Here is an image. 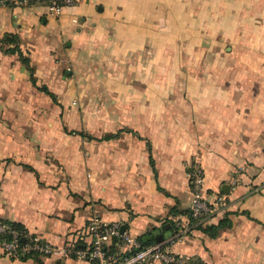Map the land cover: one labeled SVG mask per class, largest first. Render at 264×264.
<instances>
[{"label": "crops", "instance_id": "crops-1", "mask_svg": "<svg viewBox=\"0 0 264 264\" xmlns=\"http://www.w3.org/2000/svg\"><path fill=\"white\" fill-rule=\"evenodd\" d=\"M5 33L19 35L38 86L60 106L79 90L72 68L98 46L136 65L137 80L153 82L137 91L147 116L136 131L123 127L105 133L125 129L107 140L77 134L91 144L127 140L101 157L90 147L86 167L76 147L64 146L72 138L36 135L25 120L1 122L2 112L9 119L51 97L34 86L18 53L0 47V219L59 247L95 212L134 237L151 231L167 238L171 224L187 218V174L199 162L207 196L223 192L229 202L209 225H229L217 235L193 228L170 250L188 255V264H264V0H83L60 15L45 4H8L0 6V37ZM50 146L58 150L54 161L45 153ZM123 246L112 240L114 250ZM0 264L95 263L15 258L0 246Z\"/></svg>", "mask_w": 264, "mask_h": 264}, {"label": "rangeland", "instance_id": "rangeland-1", "mask_svg": "<svg viewBox=\"0 0 264 264\" xmlns=\"http://www.w3.org/2000/svg\"><path fill=\"white\" fill-rule=\"evenodd\" d=\"M112 52L114 53L111 48L105 46L92 48L84 56V61L77 64L76 68H72L73 73L79 77V90L74 96L64 100L65 102L61 103V106L53 102L51 98L46 103L44 99L37 100L35 103L33 102L29 111L13 112L16 114L15 117L4 118L2 112L1 122L25 120L33 123V126L28 128L34 134L37 131L36 135L42 137L62 135L72 138L73 140H67L64 146L76 147L81 152V159L86 163V167H88L90 147L96 145V154L101 157L105 155L106 151L113 150L112 146L126 145L124 141L127 140H121L122 142L114 140L115 144H106L105 142L91 144L92 142H84L79 138L80 136L72 133L76 130L101 136L123 127L136 131L137 121L143 116H147V112L140 111V108L142 110L143 107L142 99L144 97L138 95L137 91L139 88H143L145 82L136 79V65L123 64L121 58L117 56L112 59L110 57ZM128 70L131 71L128 74L129 78ZM152 82V80L146 81L147 84ZM160 114L158 112L156 116L159 117ZM145 119L147 118L145 117ZM38 122H42V127L34 126ZM47 127L48 129H46ZM79 140L81 142H78ZM61 146L59 143V147ZM57 151L52 146L46 150L45 153L49 156V161H54L51 158Z\"/></svg>", "mask_w": 264, "mask_h": 264}, {"label": "built area", "instance_id": "built-area-1", "mask_svg": "<svg viewBox=\"0 0 264 264\" xmlns=\"http://www.w3.org/2000/svg\"><path fill=\"white\" fill-rule=\"evenodd\" d=\"M83 0H0V6L24 7L45 4L53 15H60L66 8H73ZM192 193L189 214L186 220L177 219L175 228L167 238L142 246L137 237L128 231H121V223L107 221L98 212L93 213L86 226L63 246H56L40 234L14 229L7 222L0 221V246L11 257L24 255L53 257L77 256L95 264H145L157 261L162 264H188V255H177L170 250L172 244L183 241L188 233L198 226L206 227L211 220L224 212L229 202L223 192L211 198L204 190L205 171L195 162L188 172ZM3 234H9L5 237ZM123 241V249L114 250L112 240ZM83 242L84 245L78 244ZM78 244V246H77Z\"/></svg>", "mask_w": 264, "mask_h": 264}, {"label": "trees", "instance_id": "trees-1", "mask_svg": "<svg viewBox=\"0 0 264 264\" xmlns=\"http://www.w3.org/2000/svg\"><path fill=\"white\" fill-rule=\"evenodd\" d=\"M0 47L1 49L7 53V54H15V53H18L19 56H20V59L22 60V62L30 69L31 71V81L32 83L34 84V86H37L42 92H45L47 95H49L51 97V99L55 102V103H58V98L56 96L55 93H53L52 91L49 90V88L45 85H42V86H38L37 84V79L34 75V71H35V68L32 64V61L30 59L29 56L25 55L21 46H20V37L18 34H14V33H5L2 37H0ZM125 131V129H122L116 133H109V134H105L101 139L102 140H107V139H112V138H117L120 136V134ZM72 133L74 134H79L81 135L82 137H87V138H94L93 136H90L87 132H83V131H73ZM148 147L150 149V151L152 150L151 148V144L148 143ZM151 163H152V166L155 167V163H154V159L153 157L151 156ZM28 168H31L33 169L32 167H28ZM188 214H189V211H188ZM0 221H3V222H7L11 225L12 228L14 229H18L20 231H28V229L25 227L24 224L22 223H19V222H13V221H8V220H4V219H0ZM229 225V221L227 220H222L219 224L215 225V224H212V225H208L206 227H203V226H198L197 228H201L203 227L204 230L212 235H217L218 233V230ZM175 223L171 224V231L175 228ZM5 237H9L8 235L9 234H3ZM0 238H2V234H0ZM139 242L141 243L142 246H146V245H149L151 243H154L156 242V236L154 235L153 232L149 231L147 233H145L144 235H142V237L138 238ZM81 242H78V244H80ZM77 244V246H78ZM30 257H36V256H33V255H24V256H21L22 259H27V258H30Z\"/></svg>", "mask_w": 264, "mask_h": 264}, {"label": "water", "instance_id": "water-1", "mask_svg": "<svg viewBox=\"0 0 264 264\" xmlns=\"http://www.w3.org/2000/svg\"><path fill=\"white\" fill-rule=\"evenodd\" d=\"M68 72H69V71H68ZM223 190H224V191H227L225 187H223ZM125 230H126L125 225H122V227H121V231L124 232ZM163 238H164L163 235H159V236L157 237L156 241H160V240H162Z\"/></svg>", "mask_w": 264, "mask_h": 264}]
</instances>
